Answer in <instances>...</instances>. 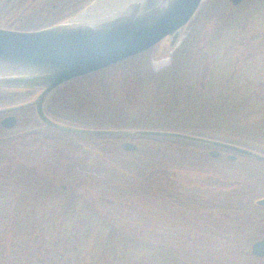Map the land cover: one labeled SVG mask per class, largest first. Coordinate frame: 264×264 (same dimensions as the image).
Segmentation results:
<instances>
[{
	"label": "trees",
	"instance_id": "trees-1",
	"mask_svg": "<svg viewBox=\"0 0 264 264\" xmlns=\"http://www.w3.org/2000/svg\"><path fill=\"white\" fill-rule=\"evenodd\" d=\"M91 2H44L35 10L41 11L36 21L28 20L31 11L26 8L17 19L6 16L2 20L7 5L0 2V26L6 23L8 28L20 31L41 30L62 23ZM228 3L230 0H210L199 10L188 25L184 43L173 54L171 67L154 74V95L149 99L147 114L156 117L157 123L144 128H94L190 133L264 154L260 149L264 148V0H246L241 4L244 11L239 14H230ZM211 24L213 35H208L195 57L193 44L199 42L203 30ZM259 40L261 45L250 49V44ZM241 50L249 51L246 58L240 57ZM144 55L65 85L48 99H53V103L47 101L46 113L53 119L61 118L64 115L54 107H61L58 104H62L69 90L107 72L137 69L136 64ZM148 69L144 73L139 68L137 78L152 79ZM4 99L0 97V102ZM116 99L119 105L121 99ZM69 101V125L93 128L96 122L89 119L92 113L88 106L96 102L91 96L84 98L75 92ZM74 108L85 111L89 118L76 117ZM63 139L67 147L55 149L53 141ZM127 140L138 142L135 151H126ZM91 146L110 155L134 156L146 176L163 185V201L188 210L221 212L231 223L241 224L216 227V234L205 231L204 236H223L230 245L234 242H230L231 237L264 233V208L256 205L264 197L263 162L240 155L232 160L230 153L224 151L214 157L209 147L179 140L72 137L41 127L27 134L0 137V264H186L178 256L183 251L174 248L154 226L167 210L160 194L138 195L129 187L93 174L72 177L68 184L61 185L49 174L54 154L77 153L79 147L89 150ZM20 147L25 150L21 152ZM183 172L215 179L210 184L214 188H189V183L179 178ZM206 218L211 220V216ZM203 241L188 245L199 249L205 244Z\"/></svg>",
	"mask_w": 264,
	"mask_h": 264
},
{
	"label": "rangeland",
	"instance_id": "rangeland-1",
	"mask_svg": "<svg viewBox=\"0 0 264 264\" xmlns=\"http://www.w3.org/2000/svg\"><path fill=\"white\" fill-rule=\"evenodd\" d=\"M48 1L52 0H0V2L6 3L5 5H7L6 9L4 10L2 20H6V16L7 19L11 17L15 20L22 12L26 11V8L28 12L31 11V15L28 14L29 16H31V18L29 17L28 20L36 21L41 12H36V8L42 6L44 2L47 3ZM59 1L65 4L64 2L66 0ZM96 1L98 0H93V2L84 6L83 9L77 14L86 10L92 3ZM209 1L210 0H203L200 10L205 5H207ZM228 4L230 5L228 7L230 8L228 10L230 14H239L244 11L245 6L239 5L233 7L231 3ZM77 14H75L74 16H76ZM68 19H66L65 21H67ZM8 26L9 24L4 23L0 27L11 29L8 28ZM187 28L185 29L180 42L174 49H170L169 41L164 40L156 47L150 49L145 53H142L145 55L143 56V59H141L142 61L140 60V63L137 62V69L134 67L131 68L132 70L130 72L128 69L107 72L101 76L88 78L83 82L77 84L74 88L69 90L67 95H64L65 100L62 99V104H58L61 107L58 109L54 107L55 111H59L64 116H61V118L58 119H54L70 124V122H67L69 118L68 116H70L68 115V111L72 104L69 99L73 94L75 95V92H78V95H81L84 98L90 95L91 99L96 102V104L92 103V105L88 106L89 111L92 113L91 118L86 115L85 111L81 112L75 108L73 110V112L75 110L77 111L74 112L76 114V117L78 116L79 118L84 119L89 118L93 122H96L94 123L95 125H93V128L94 126L144 128L149 124L157 123V121L154 120L156 117H152V115H150L151 113H149V115L147 114L150 110L148 102H150L151 98L154 95L151 89V84L153 83L152 80H156V78L153 76H155L154 74L159 75V72L167 70L171 67L173 54L184 43L185 35H187L188 33ZM214 30L215 29L212 24L209 25L206 29L203 30V34L202 36H200L199 42L193 44V47H196L194 51L195 57L199 55V48L208 40V35H213ZM261 43L262 42L259 40L250 44V49L254 50L258 48ZM248 52L249 51L247 50H241L240 57L246 58ZM257 54L258 53H256V55ZM260 55L261 54H258L257 56ZM145 65L148 68L150 67V70ZM139 68H142V72L144 73L147 69L148 71H151L150 74L152 76L150 77L152 79L143 78V80H139L141 76L137 78L136 75L137 72H139ZM39 94L40 92L38 90L0 88V97L5 98L0 102V109H3L7 106H17L24 103H30L34 101ZM62 95L63 94L61 93L60 96ZM107 96L110 97L108 100L106 99ZM116 98L121 99V103H119V105L116 104ZM67 99L68 103H66ZM104 99L106 100L104 101ZM49 103L52 105L53 99ZM157 103L158 101H156V104ZM47 105L48 104H46V111ZM155 111H157L156 108ZM145 114L148 117H144ZM17 117L18 123L15 127L12 128L3 127L0 117V137H9L24 134L33 129L39 131L42 127V124L35 112V108L33 107L18 112ZM72 125L81 127L75 124ZM83 128L87 127L84 126ZM53 134L54 133L49 132V135ZM59 139L61 140L62 138L59 137ZM128 142L134 144L137 148L138 142L127 140L126 143ZM53 144V146L56 147L55 149L57 150L67 147V142L65 141V139L57 143L53 141ZM95 144L98 145L99 143ZM91 148L92 149L89 150H83L81 147H79V149H77V153L76 151H66L63 154H54V162L51 161L52 163H54V165L51 169H49V174L54 179L58 180V183L61 185L68 184L67 181L71 180L72 177H77L78 175H82L81 177H86L88 174H93L97 177L101 176L107 179H111L117 182L120 186L129 187L131 191L135 192L138 195L151 197L155 193H157L158 195L160 194L159 197L163 201L164 193L161 194L162 189L164 188L163 185L156 184L149 177H147L144 173L143 165H140L139 162L136 161L134 156L110 155L109 153L100 150L97 146H91ZM260 149L264 150V148ZM20 150L21 152H23L25 148L20 147ZM126 151L129 153L133 152L128 151L127 149ZM230 156L231 154H229V157ZM179 178L188 182L189 186H191L189 188L199 186V188L202 187L204 190H208V185L210 186L212 182L213 184L215 182V179L212 180L206 175L193 174L188 172H183L179 175ZM192 183L196 184L197 186ZM210 187L211 189L214 188V186ZM156 197L158 196L156 195ZM163 202L165 203L164 206H166L167 208V210H164L165 216L164 218H159L158 220H156L157 225L154 226L157 228L156 231H158V234L161 236H165L170 241V244L174 245V248L183 251V253L178 254V256L179 258L184 260L186 264H264V258H256L252 255L253 244L259 240L264 239V233L261 234L260 232H258L257 234H253L254 236L252 237H249L250 235L246 236V234H241L239 236L240 238L238 239H232L231 237L230 242H234L230 245H227L228 242L224 241L223 236H220L221 238L217 237L218 239L213 238L212 234L217 233V229L215 228H229V225H231L232 227L236 225L241 226L240 223H231L230 220L227 219V216H225V214L221 212H205L204 210L200 211L196 209V211L190 209L188 210L175 207L167 201ZM208 216H211V220L209 221L206 220L208 219L206 218ZM242 225L245 226L243 223ZM205 231L212 233L211 236H204ZM200 240H205L203 241L205 242V244L201 245L199 249H193L192 246L190 247V245H188L189 243H191L194 246L196 245L195 242ZM252 241L253 243L250 244V242Z\"/></svg>",
	"mask_w": 264,
	"mask_h": 264
},
{
	"label": "water",
	"instance_id": "water-1",
	"mask_svg": "<svg viewBox=\"0 0 264 264\" xmlns=\"http://www.w3.org/2000/svg\"><path fill=\"white\" fill-rule=\"evenodd\" d=\"M98 1L67 21L41 30L17 31L0 27V88L40 92L34 101L0 110V113L34 107L43 129H53L72 137L172 139L209 147L213 149L211 155L214 157L224 151L231 154L232 160L240 155L264 163V154L256 150L190 133L83 128L50 117L45 104L65 85L145 53L164 40H168L170 49H174L203 3V0H130L124 7L112 9L105 16L86 23L76 22ZM245 1L230 0V3L236 7ZM1 124L12 128L17 125V119L10 117ZM32 131L35 130L26 133ZM125 148L136 150L130 142ZM256 205L264 208V197L258 199ZM252 255L264 258V239L253 244Z\"/></svg>",
	"mask_w": 264,
	"mask_h": 264
},
{
	"label": "bare ground",
	"instance_id": "bare-ground-1",
	"mask_svg": "<svg viewBox=\"0 0 264 264\" xmlns=\"http://www.w3.org/2000/svg\"><path fill=\"white\" fill-rule=\"evenodd\" d=\"M128 1L130 0H100L96 4V6L88 10L84 15L78 18L76 22L86 23V22H90L91 20L96 19L97 17L103 16V15L105 16L108 13H110L112 9L124 7ZM138 1H141V0H138Z\"/></svg>",
	"mask_w": 264,
	"mask_h": 264
},
{
	"label": "flooded vegetation",
	"instance_id": "flooded-vegetation-1",
	"mask_svg": "<svg viewBox=\"0 0 264 264\" xmlns=\"http://www.w3.org/2000/svg\"><path fill=\"white\" fill-rule=\"evenodd\" d=\"M24 104H26V103H24ZM24 104H20V105H17V106H7V107H4L3 109H0V110H7V109H11V108H16V107L22 106ZM30 108H32V107L21 108V109H17L15 111H12V112H2V113H0L1 123H2V121L4 119L10 118V117H15L17 119V123H18V117H17L18 112L26 110V109H30Z\"/></svg>",
	"mask_w": 264,
	"mask_h": 264
}]
</instances>
